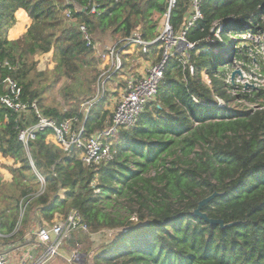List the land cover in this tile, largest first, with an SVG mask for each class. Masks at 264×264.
<instances>
[{"label":"trees","instance_id":"trees-1","mask_svg":"<svg viewBox=\"0 0 264 264\" xmlns=\"http://www.w3.org/2000/svg\"><path fill=\"white\" fill-rule=\"evenodd\" d=\"M75 1L80 10L65 0H0V242L27 244L35 224L60 223L76 209L88 231L75 232L72 247L88 244L90 234L116 232L94 264H264V88L255 92L263 100L258 109L223 107L217 100L237 99L225 81L226 67L243 58L244 40L230 33H264V0H202L204 17L187 32L196 43L189 59L194 74L172 56L156 100L134 127L121 131L115 157L98 166L83 163L82 148L65 151L50 128L39 130L26 148L19 133L37 118L1 102L10 93L7 79L18 83L24 101H36L58 123L76 118L74 125H84L89 137L112 114L107 96L86 117L75 106H47V86H35L33 57L53 52L56 80L78 79L101 60L78 24L85 23L102 46L136 30L151 41L159 33L154 16L165 15L169 0ZM89 1L98 6L95 13ZM68 9L73 22L66 19ZM190 13L191 0H176L170 16L176 32ZM215 22L223 25L220 32ZM19 25L24 33L11 37ZM162 50L155 43L150 54L157 52L158 61ZM215 192L202 211L234 225L221 228L194 215Z\"/></svg>","mask_w":264,"mask_h":264},{"label":"built area","instance_id":"built-area-1","mask_svg":"<svg viewBox=\"0 0 264 264\" xmlns=\"http://www.w3.org/2000/svg\"><path fill=\"white\" fill-rule=\"evenodd\" d=\"M65 3L69 6L73 5L76 10L81 9V6L75 0H65ZM201 3L202 0H191V13L187 20V26L176 32L170 24L171 10L176 4V0H169L168 11L163 16L164 26L156 38L151 41L144 40L142 34L136 30L128 38L122 39L116 44L102 46L101 42L92 37L85 23L78 24L79 31L82 33L87 45L95 51L96 55L101 59L100 64L105 68L100 76L103 78L102 84L104 85L109 80L113 81L116 73L118 77L123 78L122 81L125 84L115 100L112 114L106 121L104 128L97 130L89 137L84 135V125H74L76 118L58 123L56 120L44 115L36 101H24L21 97V88L18 83L8 78L7 86L10 89V93L1 96V102L18 114L32 110L37 118L35 124L22 129L19 133V139L24 143L25 147L28 148L29 142L36 138L39 130L50 128L54 131L57 142L62 145L65 151L71 152L75 147L83 149L81 160L84 164L98 166L111 161L117 153L115 144L121 131L134 127L147 105L156 100L168 60L172 56H178L184 70L189 67L191 74H194L195 69L190 64L189 59L190 51L194 49L196 43L189 41L187 32L196 21L204 17ZM88 5L91 6L90 12L95 13L97 11L98 6L96 4H92L89 1ZM65 15L69 22H73L71 9L65 11ZM222 27L223 25L220 22H215V28L218 29V32H220ZM244 33L252 32L237 33L236 31H231V35L237 34L245 41ZM155 43H161L163 48L158 61L150 63L144 73H131L129 67L132 65L133 56L136 60L138 58H146ZM7 64L8 62H5V65ZM128 64L129 67L127 66ZM127 68H129L130 72L126 70ZM97 99L89 101L83 106L82 113L85 117ZM217 100L218 105L224 107L222 105L223 99L218 97ZM77 231L87 232L88 226L82 221L79 211L72 209L62 222L37 227L33 233L34 237L30 233L27 234V241L29 239L33 245L36 247L40 245L45 250L43 257L35 264H51L58 257L62 258L65 264H83L84 260L82 258L86 254L82 253L78 246L68 250V252L65 250L66 242ZM32 257L33 254L29 251L21 258V261L26 264V261H30ZM0 264H12L8 250L6 251V248L1 246Z\"/></svg>","mask_w":264,"mask_h":264},{"label":"rangeland","instance_id":"rangeland-1","mask_svg":"<svg viewBox=\"0 0 264 264\" xmlns=\"http://www.w3.org/2000/svg\"><path fill=\"white\" fill-rule=\"evenodd\" d=\"M154 19L158 21V32H161L164 26L163 16L156 14ZM23 33L24 31L17 33L15 38H18ZM243 36L245 38L243 45L244 50L241 48L239 51L243 58L237 60L232 58V61L228 63L226 67L227 72L225 81L228 83L230 94L237 96V99L230 101L229 104L223 100L222 105H227L234 109L252 110L260 108L261 102L263 101L262 98L256 97L255 92L260 88H264V33L259 29L257 33H244ZM149 55L146 56V58H141V61L139 58L133 60L130 67L129 63L127 66L130 68L131 73L138 72L136 71L137 68H147L150 63L156 61L155 59L158 57L157 52ZM33 59L37 63L36 69L32 73L35 76V86L38 85L41 88L47 86L48 88L44 95L47 106L57 107L61 110H68L75 106L80 109L79 111H82L83 106L89 101L97 98L99 99L102 97L103 93H105L104 95L108 98L107 108L113 111L115 100L123 89L121 85L123 78L118 76L116 78L114 77L113 81L109 80L103 85V78L100 76L105 68H103L102 64H97L96 71L92 69L84 70L80 73L78 79L72 80L67 77H62L56 80L53 52L35 55ZM129 68L126 70L129 71ZM39 72L44 74L38 76L37 74ZM204 79L210 82L206 73ZM241 94H247L248 97H241ZM37 227H39L38 224H35L33 229H31V236H34L33 233ZM115 233L116 232L106 229L98 233L90 234L89 243L86 245L83 244L80 249L82 253H88L82 260L85 262V260L88 259L87 264H94L95 254L100 251L104 244L114 238ZM1 242L0 245L6 248L8 253L10 252L9 250L16 245V243L13 245H6L3 244V241ZM30 243L32 244V242L28 244ZM7 247L9 248L7 249ZM65 248V250H67L66 252H68V250L74 247L69 245V242H66ZM11 258L12 257H10V259ZM56 261V264H65V261L60 257H58Z\"/></svg>","mask_w":264,"mask_h":264},{"label":"crops","instance_id":"crops-1","mask_svg":"<svg viewBox=\"0 0 264 264\" xmlns=\"http://www.w3.org/2000/svg\"><path fill=\"white\" fill-rule=\"evenodd\" d=\"M25 29V26L24 25H19L18 28H14L12 31H11V37H14L15 38V35L17 33H20L22 31H24ZM135 59V58H132V60ZM131 60V62H132ZM139 61V60H138ZM141 61V59H140ZM148 67V66H147ZM146 70V68H137L136 71H138L137 73H144ZM13 245V244H11ZM1 247H3L2 245H0ZM14 249L13 251H10L8 254H9V257H12L11 258V263L12 264H23L22 261H21V258L27 254L29 251H31V253L33 254V257L30 261H26V264H35L37 262H39V260L43 257L44 253H45V250H44V247L38 245L37 247L33 244H20V243H16V245H14ZM10 247V246H9ZM8 249V247H7ZM57 259L53 260L51 262V264H56V261Z\"/></svg>","mask_w":264,"mask_h":264},{"label":"water","instance_id":"water-1","mask_svg":"<svg viewBox=\"0 0 264 264\" xmlns=\"http://www.w3.org/2000/svg\"><path fill=\"white\" fill-rule=\"evenodd\" d=\"M218 195L217 192L213 193L212 195L206 197L205 199H203L200 203L198 208L194 211V215L200 216L202 218H204L205 220H207L209 223L213 224V225H220L221 228H226V227H230L232 225H234L235 223H230V224H225L224 220L222 219H214V218H210L208 216V214L206 212L202 211V208L204 205H206L207 203H209L212 199H214L216 196Z\"/></svg>","mask_w":264,"mask_h":264}]
</instances>
